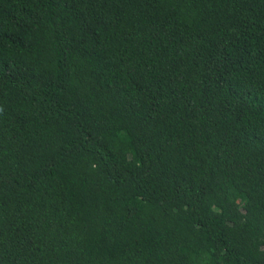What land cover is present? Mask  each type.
Listing matches in <instances>:
<instances>
[{"label": "trees", "instance_id": "1", "mask_svg": "<svg viewBox=\"0 0 264 264\" xmlns=\"http://www.w3.org/2000/svg\"><path fill=\"white\" fill-rule=\"evenodd\" d=\"M0 264H264V0H0Z\"/></svg>", "mask_w": 264, "mask_h": 264}]
</instances>
